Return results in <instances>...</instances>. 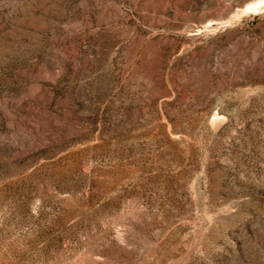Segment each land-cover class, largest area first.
I'll use <instances>...</instances> for the list:
<instances>
[{
	"label": "rangeland",
	"instance_id": "obj_1",
	"mask_svg": "<svg viewBox=\"0 0 264 264\" xmlns=\"http://www.w3.org/2000/svg\"><path fill=\"white\" fill-rule=\"evenodd\" d=\"M0 264H264V0H0Z\"/></svg>",
	"mask_w": 264,
	"mask_h": 264
}]
</instances>
